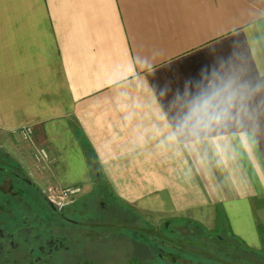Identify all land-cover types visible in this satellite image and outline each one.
<instances>
[{
    "label": "crops",
    "instance_id": "1",
    "mask_svg": "<svg viewBox=\"0 0 264 264\" xmlns=\"http://www.w3.org/2000/svg\"><path fill=\"white\" fill-rule=\"evenodd\" d=\"M78 135L151 221L221 217L263 248L264 0H0V150L89 188Z\"/></svg>",
    "mask_w": 264,
    "mask_h": 264
},
{
    "label": "flooded vegetation",
    "instance_id": "2",
    "mask_svg": "<svg viewBox=\"0 0 264 264\" xmlns=\"http://www.w3.org/2000/svg\"><path fill=\"white\" fill-rule=\"evenodd\" d=\"M0 171V264H264L223 225L213 234L189 220L154 225L102 181L57 202L24 171Z\"/></svg>",
    "mask_w": 264,
    "mask_h": 264
},
{
    "label": "trees",
    "instance_id": "3",
    "mask_svg": "<svg viewBox=\"0 0 264 264\" xmlns=\"http://www.w3.org/2000/svg\"><path fill=\"white\" fill-rule=\"evenodd\" d=\"M81 140H82V137L80 136ZM83 146L87 152V156L94 168V171L95 173H98V177H96V180L98 181H102V182H105V179L103 177V174H102V170H101V167L99 165V162H98V159L94 153V151L92 150L90 144H88L87 142L83 141ZM3 162V164H2ZM0 165H8L9 167L13 166V167H16L20 170L23 171V169L17 164L15 163L11 158H9L3 151L0 150ZM0 177H1V171H0ZM234 238V237H233ZM238 243H240L243 247H245L249 252H254L253 249L251 248H248L246 246H244L239 240L235 239Z\"/></svg>",
    "mask_w": 264,
    "mask_h": 264
},
{
    "label": "built area",
    "instance_id": "4",
    "mask_svg": "<svg viewBox=\"0 0 264 264\" xmlns=\"http://www.w3.org/2000/svg\"><path fill=\"white\" fill-rule=\"evenodd\" d=\"M18 131L25 137H28L31 134V129L29 127H23L18 129ZM36 159H44L47 157V154L44 149H38L35 153ZM80 187H68L59 191H51L49 192V196L52 200L57 202H62L73 195H76L80 191Z\"/></svg>",
    "mask_w": 264,
    "mask_h": 264
},
{
    "label": "rangeland",
    "instance_id": "5",
    "mask_svg": "<svg viewBox=\"0 0 264 264\" xmlns=\"http://www.w3.org/2000/svg\"><path fill=\"white\" fill-rule=\"evenodd\" d=\"M76 139L78 140L79 146H81L83 148V142H82V140H81L79 135L76 137ZM73 163L74 164H79L80 163L78 156L77 157L75 155L73 156ZM5 182L6 181H4L1 186H2V188H5V190H6V189H8V185ZM39 186L42 189V191H46V188H47L46 185H41L40 184ZM15 188L19 189V188H24V187L20 183H15ZM23 197H25V196L23 195ZM220 221H221V217H219V219L217 221L218 223H216V226L214 225V222H210V221H206V222L204 221L203 225L210 231V233H212V234L213 233H218L220 231V229H221V227H219ZM152 223L154 225H156V224H158L160 222L159 221H152ZM226 235L230 236V234L228 233L227 230H226ZM118 243H120L121 245L125 244L123 240L119 241ZM256 251H258L260 253H264V247L261 248V249L260 248L256 249Z\"/></svg>",
    "mask_w": 264,
    "mask_h": 264
},
{
    "label": "water",
    "instance_id": "6",
    "mask_svg": "<svg viewBox=\"0 0 264 264\" xmlns=\"http://www.w3.org/2000/svg\"><path fill=\"white\" fill-rule=\"evenodd\" d=\"M95 175H96V177H98V173H96Z\"/></svg>",
    "mask_w": 264,
    "mask_h": 264
}]
</instances>
